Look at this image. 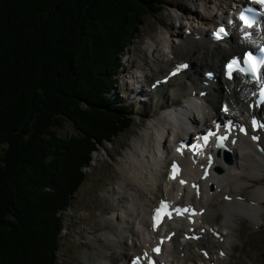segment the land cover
I'll return each instance as SVG.
<instances>
[{
	"label": "trees",
	"instance_id": "1",
	"mask_svg": "<svg viewBox=\"0 0 264 264\" xmlns=\"http://www.w3.org/2000/svg\"><path fill=\"white\" fill-rule=\"evenodd\" d=\"M166 2L0 0V264L56 262L58 213L92 154L132 126L128 106L109 96L119 56ZM67 122L72 135L59 137Z\"/></svg>",
	"mask_w": 264,
	"mask_h": 264
},
{
	"label": "bare ground",
	"instance_id": "2",
	"mask_svg": "<svg viewBox=\"0 0 264 264\" xmlns=\"http://www.w3.org/2000/svg\"><path fill=\"white\" fill-rule=\"evenodd\" d=\"M241 1L242 0H206V2L203 3V6L201 5L202 9L205 10L204 14L201 15L196 14L194 16L191 15V18L197 20L195 21V23H197L198 26L195 27L192 24L191 25L187 24L188 26L184 28V32L182 34H179L177 33V31L172 30L169 39L165 43H162L161 40H154L153 42L155 43H151L150 47L145 52L147 61L153 65L154 70H157L158 72H164L168 67H170L174 63L176 59L186 55L190 58V62H191V58L195 56L196 61L198 63L206 66L207 68L209 67L211 68V69L209 68L208 70H214L215 73L218 74L222 73V69H223L222 61L226 60L229 57H232V55H237L239 52L248 49L250 46L253 45L254 38L249 42H243L242 40L241 43L239 39H237L232 35L230 39H228V41L226 40L221 43L211 44L209 42H206L205 40L194 41L188 38L187 36H185L186 35L185 29H190L192 33H198L200 34V36L208 37L204 33L219 24V22L216 20L217 17L214 14L213 9L216 8L218 11L220 10L221 11L220 15H222L223 13H225L224 6L229 5V3L230 4L240 3ZM207 3H212L214 8L212 9L207 7L206 5ZM185 9L186 7H183L180 10H178L183 14V15L179 14V17H177L179 21H181L182 17L187 15L185 14ZM206 28L207 30H205ZM195 47H201V48L197 49ZM200 49L204 50L202 54L199 53ZM150 70L151 69L148 66H146L145 69L144 68L139 69L140 74H142V78L138 81H135V78L137 76L134 73H131L127 78L128 79L127 82L129 83V86H132L134 82L139 84L145 83L148 78V72H150ZM189 71H191V68H189L187 72ZM205 71L207 70H203L201 74L203 75ZM187 72H185L184 74H186ZM193 73L194 75H196L195 70ZM181 75L183 74H180L177 77L171 79L167 83L166 87L159 88L154 91L155 97L158 98L157 100L158 102L157 105L155 106L156 107L155 110L162 109L163 105H167L170 108V105L168 104L174 102L175 104L171 106L184 108L182 106L183 100L179 101L178 98L179 96L177 97L173 95L170 97L171 92L169 91V89L178 86L179 81L182 80L180 78ZM201 80H203V78L199 79V76H195L194 81L192 83L193 88L191 90L195 89L199 91L201 89L199 88ZM221 84L226 85L227 92L224 90L223 85L221 87ZM212 86L215 87L212 88ZM166 88H168V90H166ZM179 90L181 89L179 88ZM207 90L209 93H207L205 95V98L201 100L202 103L205 104V108L207 111L202 113L201 111L198 110L200 109V107L197 108L196 106H193L190 109V111H186V115H187L186 120L190 124H196V126L193 125L194 127H196L194 133L198 132L199 130L198 127L200 125L201 127L202 126L206 127V124H208V122H210L212 119H214L217 116H221L219 108L221 103L224 102H227L226 108H229L231 115L230 117L234 118L235 121H239L243 115L248 114L246 105L247 102L251 100L250 94L254 92L255 88L253 85L249 84L248 82H246L244 79L240 78V76L237 75L233 78L232 82L222 81L220 78L218 81L213 82L211 87L208 88ZM168 92H170L169 93L170 95L168 94ZM188 93H186L185 95L182 94V96L187 97ZM167 95L169 99L165 98L167 97ZM217 102H218V106H217ZM193 112L194 113L199 112L196 113L197 118L193 115ZM166 117L167 116L164 115L157 116L155 122L153 121L151 122V128L155 131V134L157 135H155L152 132H147V133L145 132L139 136L138 144H137L138 151L133 154L134 159H131V157H129L128 160L124 161L120 169V174H119L121 177L120 181L118 182L116 181L118 183L117 184L118 187L117 188L113 187L110 190L109 198L107 199V201L109 204L111 202L113 204L115 203V205H112L113 209L118 211L122 209V217L120 218L119 221L121 225L124 223L125 226L122 227L120 226V224L114 223L112 221L113 219L110 221L104 220V224H106L108 227V229L104 233L105 234L104 237H106L104 238L106 239V244L100 243V245L103 248H105L107 251L103 252V254L102 252L101 253L99 252V255L93 253L91 255L86 254L85 256L86 263L88 262L89 264H92L93 258L96 261H98V264H105V261L106 262L110 261L112 264H116L117 262L123 259L125 260L123 262L121 261L120 263H125L126 260H129L131 258V256L140 254L142 249L145 250L151 246L153 236L149 235L150 229H148L149 225L146 220L147 216H149V213L151 212L153 205L158 201L159 198L169 199L172 196H174V193H176L174 190L175 183H169L166 180V171H163L164 168H167L169 162L167 158L171 155V150L169 149L170 148L169 143L176 145V143L179 140H182L183 138L187 137L186 133L183 131L184 128L183 125L180 124H177L176 128L174 127V129H177L176 131L170 129L171 134H169L170 130L167 131V126L169 125H167L168 120ZM197 124H199L198 127ZM157 140H159L160 143V146L158 145L159 148H161L162 151L166 153V154L161 153L160 155L161 158H158V156L156 155V150L158 146L156 147L154 141ZM260 143L264 145V136L261 137ZM250 148L251 147L249 145H247L244 141H242L240 146L235 150V152H233L232 161L230 164L220 165L219 164V161H221L220 158L216 159L213 166V168L216 167V169L214 171L213 169L211 170V174L209 178L206 179V184H205V187H208L209 186L208 183H211L212 186L215 188V190L211 193V195H209V193L207 192L204 195L203 193L204 188H203L201 192V197L200 199L197 200L195 196L193 195L190 196V192L188 191L190 186H188L186 189L183 188L182 190H180L183 192L182 199L184 202H190L192 204H195L198 208L205 209V212L201 216V223H202L201 227H203V225L213 227L209 222L210 221L214 222V219L216 218L214 216L215 213L220 215L223 224L222 225L220 224L221 226H217V224L216 225L214 224V227L218 230H221V233L224 237L223 242L219 243L214 241L215 239L207 235V233L203 235L202 239H199L196 242L181 239L182 232L186 234H191V232L189 231L190 226L186 225V222H184L183 220H177L176 222H169L166 224L167 231L177 230L178 227H181L182 231L175 234L174 237L168 243V245L164 246L165 248H167V250L170 253L168 255L169 257H166V259L170 258L174 264H188L187 262H189V264H192L193 257L196 256L195 249L200 250L198 248L199 244H204L205 246L207 244V240H209L208 242L211 243L215 242L216 245L215 248H217V250L224 249L226 251V255L230 256L229 252L232 251V248L235 245L234 243H232V237L235 236L234 234L235 231L233 230V228L239 222H241L245 218V216L252 220L251 224L253 226L258 225L260 219L263 217L264 214V192H263L264 188L251 193H246L245 191L247 190V187L245 186L244 183H241L242 181H239V180H243V181L250 180L252 182V185L254 186L257 185L256 182L259 183L260 179L264 180V160L260 158V156ZM151 158L153 160H157V163L154 161L153 163L151 161ZM181 161H183V167L186 169L184 175L188 177V179L189 177H197V179H199L200 173L196 170H192L190 168V165L185 161V159H181ZM156 167H158V169H156ZM139 179H141L140 180L141 183ZM225 182H227L225 189L226 191L220 194L219 192H221L222 188H224ZM117 189L119 191H117ZM193 189H194V185H193ZM115 195H117L118 197H114ZM124 195H128V197H133V203L132 205L130 204L131 206L118 205L119 201L123 200ZM225 195L235 197V199L238 196H241L243 197V201L233 200L231 202H224L223 200L219 199V197L223 199ZM42 202L43 201H41V203ZM260 214H262V216ZM199 228L200 227H198L196 230L198 231ZM94 238L95 239H92L93 242L94 241L99 242V240H102L103 236L102 235L94 236ZM235 238L238 239V237L236 236ZM109 251H113V252L108 254ZM128 256L129 258L126 259ZM164 256L165 255L163 252L161 257ZM198 258L199 261L201 260L202 263H206V261L201 256H199ZM223 261H227L226 258ZM209 262H212V260ZM216 262L220 263L221 260H217Z\"/></svg>",
	"mask_w": 264,
	"mask_h": 264
},
{
	"label": "rangeland",
	"instance_id": "3",
	"mask_svg": "<svg viewBox=\"0 0 264 264\" xmlns=\"http://www.w3.org/2000/svg\"><path fill=\"white\" fill-rule=\"evenodd\" d=\"M204 2H206V0H167V2L163 3L162 5V11L159 12L155 17L147 15L140 20L139 25L134 31L133 39L130 45H128L123 51V54L119 56L121 68L116 75V82L114 85L115 90L112 91L109 96L115 99L118 103L129 105L128 115L132 119V126L129 130L120 135L112 145L105 143L103 146L99 147L97 152L92 154V166L88 169H84L85 181L77 193L73 195V201L70 208L64 212L58 213L57 216L60 219V223L63 224H60V226H64L65 229H63L58 236L59 249L57 252V260L54 264H85L86 254L91 255L93 253L99 255V252H102L103 254V252L107 251L100 245V243L106 244V239H104L106 237H104V233L108 227L106 224H104V220L110 221L113 219L112 221L114 223L120 224L119 220L122 217V209L120 211L113 209L112 205H115V203L113 204L111 202L109 204L107 201L110 190L113 187H118L117 182L120 181L121 177L119 174L121 165L124 163V161L128 160L129 157L134 159L133 154L138 151L137 144L139 136L145 132H152L155 134V131L151 128V122H155L156 117L161 116L162 111L165 110L164 108H162L163 110H155L156 107L154 104L157 103V99L154 96H151L152 98L145 104H142L140 101L138 103V99L133 98L132 92L129 91L134 90L135 86H138L139 83L134 82L132 86H129L127 78L131 73H134L137 76L135 81L140 80L142 78V74H140L139 69H145L146 66H148L151 70L148 72V78L144 83L146 85L145 90H147V87L151 84L153 79L159 78L161 75H163L164 73L154 70L153 65L147 61L145 56L146 50H148L151 43H155L153 42L154 40H161L162 43H165L169 39L172 30L182 34L184 32V28L188 26L187 24H192L193 26L197 27L198 25L195 23L197 20L191 18V15L194 16L196 14H204L205 10L202 9ZM206 5L209 8H214L212 3H207ZM183 7H186L185 14L187 15H185L186 17H182L181 22L177 17H179V14L183 15L180 11H178ZM213 12L216 17L219 18L218 16L220 15L221 11H218L216 8H214ZM216 20L219 21L218 19ZM205 30H207V28ZM195 48L199 49L201 47ZM203 51V49H200L199 53L202 54ZM238 54H240V52ZM188 58V56L184 55L176 60L190 62V58ZM190 64L191 71L187 76H183L181 78L182 80H180L181 82L179 81L180 84H178L181 87L180 93L182 94H185L188 92L189 88H191L190 85L194 81V76H199V78H201V72L207 68L206 66L198 63L195 56L191 58ZM194 70L196 75L193 73ZM169 93L170 92H168V94ZM173 93L174 92H171V95L169 94L170 97L177 95V97L179 96L178 98L180 99L181 94L179 91L174 94ZM193 97L188 100L187 97L181 96L180 101H184L186 98L184 102H190ZM166 98H169L168 95ZM198 110L202 113L206 112L207 110L205 108V104H202V108ZM176 111L178 113L175 112V121L173 119H169V121H172H168L169 126H167V131L170 129L176 131L177 129H174L176 122H179L181 123L180 125H182V122L186 120L184 116L180 115V108H176ZM196 113L193 114L195 117L197 115ZM166 116L168 115L166 114ZM191 125L196 126V124ZM198 125L199 124H197V127ZM194 129H196V127H194ZM72 133V127L68 122L64 124L63 128L57 130V135L62 138H68L70 135H72ZM169 134H171V130L169 131ZM157 141H154L156 147L158 145L160 146L159 140ZM169 145L171 146V143H169ZM159 146L157 147L156 152L157 155H159L158 158H161L160 155L163 153V151L161 148H159ZM151 161L157 163V160H153L152 158ZM156 169H158V167H156ZM163 171H165V168ZM140 180L141 179H139V181ZM239 181H242L241 183H244L247 187V190L245 191L246 193H251L264 188V180L262 179L259 180V183L256 182L257 185L254 186L250 180ZM225 184H227V182H225ZM117 191L119 190L117 189ZM114 197L118 196L115 195ZM132 203L133 197L124 195L123 200L119 201L118 205L125 206L130 204L132 205ZM34 214L37 218L39 217L36 213ZM260 215L262 216V214ZM214 216L216 217L214 222H209L211 226L214 227V224L221 226L223 222L220 215L215 213ZM37 218L36 221H39ZM251 222L252 220L245 216V218L233 228L235 231V236L238 237L240 241L235 245L233 244L234 247L232 248V253L229 252L230 256L226 255L227 261H223L225 264H262V257L264 254V214L256 226V229L253 227ZM120 226L123 227L125 224H120ZM37 227L39 233L41 232V229L45 228V226L43 227L41 225L40 221L38 222ZM101 235L103 236L102 240H99V242H93L92 239H95L94 236ZM235 236L233 238H235ZM29 241H31L32 245L35 243L33 239H30ZM232 243H234L233 240ZM202 246H204V244ZM204 247L209 250L210 257L213 260L217 256L215 242L211 243L207 241V244ZM112 252L113 251H109L108 254ZM166 256H168V253L165 255V257ZM198 257L199 256L193 257V264H203L201 263V260L199 261ZM128 258L129 256L126 259ZM124 260L125 259L121 261L123 262ZM121 261L117 262L116 264H123L120 263ZM187 263L189 264V262ZM86 264L89 263L87 262ZM92 264H98V261L93 258ZM105 264L112 263L110 261H105Z\"/></svg>",
	"mask_w": 264,
	"mask_h": 264
},
{
	"label": "snow or ice",
	"instance_id": "4",
	"mask_svg": "<svg viewBox=\"0 0 264 264\" xmlns=\"http://www.w3.org/2000/svg\"><path fill=\"white\" fill-rule=\"evenodd\" d=\"M253 2L254 3H260L261 4V6L262 7H264V0H253ZM248 11H253L252 9H249ZM240 19L242 20V21H244V23H245V26H247V27H252V21L251 20H249V19H247V17L243 14V13H241V17H240ZM221 31H223L222 29H221ZM249 61H251V56H249ZM235 63V62H234ZM259 64H261V65H264V59H261L260 61H259ZM242 71H243V69H241ZM255 71V68L253 67V72ZM254 139H255V137H254Z\"/></svg>",
	"mask_w": 264,
	"mask_h": 264
}]
</instances>
